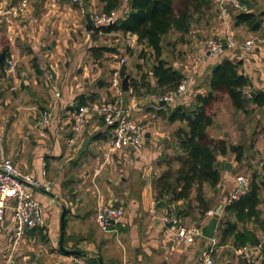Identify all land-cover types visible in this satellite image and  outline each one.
<instances>
[{
	"label": "crops",
	"instance_id": "0c3cea01",
	"mask_svg": "<svg viewBox=\"0 0 264 264\" xmlns=\"http://www.w3.org/2000/svg\"><path fill=\"white\" fill-rule=\"evenodd\" d=\"M15 3L16 0H0V10ZM223 5L227 8L225 14L221 12ZM211 7L204 16L193 18L188 33L171 31L162 38L161 58L187 80L181 97L164 105L155 102L157 93L144 88L140 92L155 97L143 100L131 88L124 92V107L144 125L149 136L138 149L120 150L111 148L112 131L95 114L77 142L68 146L72 111L79 96H84L87 103H95L111 95L112 70L127 66L126 57L119 56L124 59L119 63L118 54L123 52L129 57L127 73L135 79L148 73L154 88L151 50L138 44L135 34L87 30L88 15L95 8L102 9L99 0H83L81 6L64 0H31L27 10L18 16L0 15V59L4 58L0 69L7 59L15 63L14 71L0 73V148L23 172L48 184V189L31 188V195L43 208L44 224L26 230L14 251L10 250L12 212L10 207L5 209L0 224V264H72L74 254L59 248L63 211L65 248L82 250L89 260L101 258L102 264H199L205 238L194 245L178 243L163 220L164 208L155 207L159 200L155 199L153 183L166 169L161 158L176 151L174 132L184 126V122L169 121L170 111L177 105L188 106L195 95L207 92V77L221 58L240 62L239 72L249 81L243 88L246 98L264 92V0H249L247 8L260 14L262 21L257 30L235 25L236 10L228 0H211ZM128 12L129 0H123L117 15L122 17ZM103 36L115 39L108 42ZM206 36L237 42L255 38L257 42L250 53L226 48L221 57H213L203 50ZM92 47L110 51L93 56ZM144 62L149 65L147 70L139 66ZM44 109L53 115L49 127L40 124ZM211 112L213 124L206 130L208 136L225 140L234 150L217 156L219 183L214 188L204 186L209 209L221 206L218 226L221 220H228L236 232H253L264 243V185L256 216L241 221L235 214L225 212L238 176L250 180L256 174L257 182L264 181V104L249 101L244 112L235 109L227 94L215 92ZM235 150L242 151L240 161L235 160ZM221 163H229L230 169L225 170ZM194 195L193 190L192 198ZM110 202L124 207V218L121 224L103 232L96 226L95 212L99 204ZM174 205L178 213L184 210L183 215L179 214L187 225L202 226L208 220L200 215L194 199L191 208L185 209L181 200ZM218 226L214 237L216 263L247 264L237 251L250 245L240 243L233 235L222 242ZM251 264L263 262L255 259Z\"/></svg>",
	"mask_w": 264,
	"mask_h": 264
},
{
	"label": "trees",
	"instance_id": "16d2710c",
	"mask_svg": "<svg viewBox=\"0 0 264 264\" xmlns=\"http://www.w3.org/2000/svg\"><path fill=\"white\" fill-rule=\"evenodd\" d=\"M239 1L246 4L248 8L249 0ZM99 2L102 4V12L117 9L122 4V0H99ZM211 8V0H129V12L126 15L122 17L117 15L113 24L97 26L95 31H120L124 34H135L136 42L149 48L154 57L150 71L155 80V87H151L148 73H142L140 78L130 79L131 91L138 96L141 95L140 88H144L146 92L153 91L160 95L167 90L175 89L184 78L181 71L161 58L163 36L171 31L188 33L191 30L193 18L204 16ZM259 16L260 14L248 10H236L235 25H246L251 30H257L262 21ZM90 51L93 56H97L110 49L92 47ZM3 63L4 58H1L0 66ZM239 65L240 62L221 58L212 67L207 77V92L195 95L193 102L188 106L177 105L170 111L169 121L184 122V126L178 127L174 132L173 146L176 151L161 158L166 169L155 178L153 183L156 200L166 199V205L181 200L187 209L191 208L190 204L194 199L200 215L205 218L209 204L204 194V186L214 188L219 183L221 174L217 165V156L226 155L228 152L225 140L213 139L206 132L207 128L213 124L211 105L215 100V92L227 94L235 109L244 112L247 111L249 101L258 106L264 104L262 91L246 98L243 88L249 84V81L239 72ZM120 74L121 77L127 74L124 67L120 69ZM87 102L84 96H79L74 108ZM234 153L235 160L240 161L242 151L235 150ZM256 177L257 175L253 174L249 180L248 190L225 206L226 213L235 214L241 221L246 217L257 215L259 193L264 181L257 182ZM193 190L195 195L192 198ZM183 211L179 213L182 214ZM218 228L222 242L233 235L242 244L261 243L253 232L245 234L236 232L235 225L228 220H221ZM81 255L84 256L85 252L83 251ZM89 261L98 264L96 258H91Z\"/></svg>",
	"mask_w": 264,
	"mask_h": 264
},
{
	"label": "built area",
	"instance_id": "2783aa9c",
	"mask_svg": "<svg viewBox=\"0 0 264 264\" xmlns=\"http://www.w3.org/2000/svg\"><path fill=\"white\" fill-rule=\"evenodd\" d=\"M79 6L83 0H64ZM31 0H16L14 6L0 10V15L8 14L18 16L24 13L29 7ZM228 4L238 11H246L247 5L239 0H228ZM226 6L221 7L222 14L226 13ZM117 9L109 12H93L90 18L95 26H108L113 24L117 18ZM264 40V30L262 34ZM226 47L222 46L219 38L207 37L203 40V50L210 56L221 57L226 48H235L243 54L252 52L257 42L255 38H248L237 42L227 38ZM124 59H120L122 64ZM15 70V63L12 59L6 60V65L0 69V73L7 74ZM120 68H114L109 78V89L111 95L104 101L86 103L79 105L72 111L71 115V136L67 139V145L75 144L84 130L89 118L95 114L102 118L104 124L111 128V148L120 150L124 148L138 149L143 146L146 139L144 125L132 117L124 107V92L121 90ZM187 89V80L182 81L175 89L167 90L156 96L155 102L171 104L181 97ZM53 115L50 110L44 109L41 112L40 124L49 127ZM237 185L227 200V204L238 199L249 187V179L244 176L237 177ZM43 187L48 189V184L41 183L37 177L23 172L12 160L7 157L0 148V224L4 219V212L7 207L11 208L12 225L10 250H16L26 230L40 227L44 224L43 208L41 204L31 195V188ZM214 211L207 210L205 216L209 218ZM124 218V207L120 204L103 203L99 204L95 212V223L99 230L108 232L117 224H121ZM163 220L173 230L174 237L178 243L194 245L203 238L201 225L184 223L182 216L177 212L174 203L167 204L164 208ZM206 242L200 252L199 264H217L215 259L216 242L213 239H205ZM245 263L251 264L255 259L264 262V243L243 246L237 251ZM72 264H92L85 256L73 255Z\"/></svg>",
	"mask_w": 264,
	"mask_h": 264
},
{
	"label": "water",
	"instance_id": "95a60500",
	"mask_svg": "<svg viewBox=\"0 0 264 264\" xmlns=\"http://www.w3.org/2000/svg\"><path fill=\"white\" fill-rule=\"evenodd\" d=\"M96 26L94 25V23L92 22L90 15H88V19H87V24H86V29L87 30H92L94 29ZM222 43L223 47H226V41L225 39H221L220 40ZM0 57H2V55H0ZM130 75L126 74L122 80H121V90L123 92H127L130 89ZM146 137H148V134H145ZM228 149L230 152H233L234 150V146L231 144H228ZM221 165H223L225 170H229L231 165L229 163H221ZM166 206V201L165 200H159L155 203V207L157 208H165ZM220 209L221 206H218L215 210L212 216H210L207 220V222L205 224H203L201 226V234L203 236V238L205 239H213L215 237V232L218 226V222H219V213H220ZM63 238H64V211L61 213V218H60V238H59V248L62 252L66 253V254H74V255H81L83 253L82 250H77V249H67L64 246V242H63ZM203 248V245H201L200 247V252ZM98 264H102V259L101 258H97Z\"/></svg>",
	"mask_w": 264,
	"mask_h": 264
},
{
	"label": "rangeland",
	"instance_id": "374dc122",
	"mask_svg": "<svg viewBox=\"0 0 264 264\" xmlns=\"http://www.w3.org/2000/svg\"><path fill=\"white\" fill-rule=\"evenodd\" d=\"M122 2H123V0H122ZM95 12H102V11H101L100 8H99V9H96V8H95ZM103 38H105L106 40L108 39V42H109V41H112V40L115 39V37H113V36H105V37L103 36ZM205 38H207V36L204 37L203 39H205ZM114 43H115V41H114ZM146 53H147V52H146ZM146 53L144 52V54H146ZM140 54H142V53H140ZM119 56L126 57V59H125V63L127 64V66H126V67L124 66V68H125V70H127V68H128V62H129V61H128V58H129V57H127V56L125 55L124 52H123L122 54H118V57H119ZM140 56H141V55H140ZM144 56H145V55H144ZM119 58H121V57H119ZM143 58H144V57H143ZM127 61H128V62H127ZM125 63H124V64H125ZM139 66H140V67L144 66V68H145L146 70H147L148 67H149V65H147L146 62L142 63L141 65L139 64ZM126 72H127V71H126ZM127 74H128V73H127ZM129 75H130V79L134 78V77L131 76V74H129ZM135 76H136V74H135ZM130 79H129V80H130ZM154 95H155V94H154ZM109 96H110V94H109ZM155 96H159V95L157 94V95H155ZM155 96H153V95L151 96V94H147L145 91H142V92H141V98H142L143 100H144V99L146 100V99H147L146 97H149V98L152 99V98H154ZM149 98H148V99H149Z\"/></svg>",
	"mask_w": 264,
	"mask_h": 264
}]
</instances>
